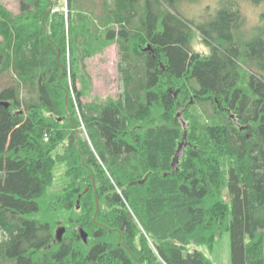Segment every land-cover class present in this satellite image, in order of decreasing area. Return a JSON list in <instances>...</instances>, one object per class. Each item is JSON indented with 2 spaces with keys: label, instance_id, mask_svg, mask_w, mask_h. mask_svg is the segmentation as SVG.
<instances>
[{
  "label": "trees",
  "instance_id": "obj_1",
  "mask_svg": "<svg viewBox=\"0 0 264 264\" xmlns=\"http://www.w3.org/2000/svg\"><path fill=\"white\" fill-rule=\"evenodd\" d=\"M18 1L0 14V264H215L225 233L231 264H264V29L235 3L197 25L182 0H104L101 29L86 0ZM113 43L123 92L83 103Z\"/></svg>",
  "mask_w": 264,
  "mask_h": 264
},
{
  "label": "rangeland",
  "instance_id": "obj_2",
  "mask_svg": "<svg viewBox=\"0 0 264 264\" xmlns=\"http://www.w3.org/2000/svg\"><path fill=\"white\" fill-rule=\"evenodd\" d=\"M109 2L112 3L113 1L109 0ZM226 3H235L240 7L245 20L243 27H245L247 32H250L251 37L258 34L256 32L257 30L264 29V1L255 3L251 0H182L180 3H178V9L183 17L193 21L197 25H200L213 21L214 18L217 17L222 6H224ZM83 4L85 9L81 11H94L96 16L92 15L93 19L97 21V24L101 29H104V25L102 24L103 21L100 18H103L105 14L104 0H94V2L91 0H86L83 2ZM3 9L15 15L16 12H19V1L0 0V14H2ZM192 47L196 52L201 54L206 55L210 52L209 49L203 45L202 36L198 30L195 31L192 40ZM98 49L99 51L91 54L85 61L84 73L90 77L91 89L88 91V95L83 98V103H91L96 101L105 102L110 98L119 96L123 92V83L118 71V63L120 58L118 44L113 43L104 48L98 46ZM70 59L71 56H68V81L70 83V94L73 95V102L76 106L77 101L73 89ZM4 82L5 81L0 80V88L3 87ZM81 88L83 87L78 81L77 89L80 90ZM79 130H82L86 136L87 131L83 123L82 126L80 125ZM75 131L78 133L77 129H75ZM45 137L47 140L48 137ZM86 137H88L89 143L91 144L88 134ZM65 170L66 168L63 164H58L56 166L55 185L54 188L50 190L51 193L55 191L57 185L64 183L63 178ZM61 227L62 226L59 228ZM211 259L215 262V264H231V238L229 233H225L222 239L216 244L211 255Z\"/></svg>",
  "mask_w": 264,
  "mask_h": 264
},
{
  "label": "water",
  "instance_id": "obj_3",
  "mask_svg": "<svg viewBox=\"0 0 264 264\" xmlns=\"http://www.w3.org/2000/svg\"><path fill=\"white\" fill-rule=\"evenodd\" d=\"M145 51H147L149 54H154V50H153L151 45H148L145 48ZM174 97H177V94H174ZM0 105H4L5 107L8 108L10 106V103L9 102H2ZM178 117H181V115L179 114ZM183 126H184V129L186 130L187 129V124L184 123ZM186 146H187V143H186V136H185L184 137V141L180 144V146H179V148L177 150V154H176L175 160H174V162L172 164V166H173V168L175 170L177 169V165L179 163V159L184 157ZM86 191H88V189ZM65 233H66V228L65 227L59 228L56 231V240L61 242L63 237H64V235H65ZM80 235H81L83 241L85 243H87L88 234L83 229L80 230Z\"/></svg>",
  "mask_w": 264,
  "mask_h": 264
},
{
  "label": "built area",
  "instance_id": "obj_4",
  "mask_svg": "<svg viewBox=\"0 0 264 264\" xmlns=\"http://www.w3.org/2000/svg\"><path fill=\"white\" fill-rule=\"evenodd\" d=\"M58 11H59L58 8L53 9V12H58Z\"/></svg>",
  "mask_w": 264,
  "mask_h": 264
},
{
  "label": "bare ground",
  "instance_id": "obj_5",
  "mask_svg": "<svg viewBox=\"0 0 264 264\" xmlns=\"http://www.w3.org/2000/svg\"><path fill=\"white\" fill-rule=\"evenodd\" d=\"M14 78L17 79V76L15 75Z\"/></svg>",
  "mask_w": 264,
  "mask_h": 264
},
{
  "label": "crops",
  "instance_id": "obj_6",
  "mask_svg": "<svg viewBox=\"0 0 264 264\" xmlns=\"http://www.w3.org/2000/svg\"><path fill=\"white\" fill-rule=\"evenodd\" d=\"M18 13H20V11L19 12H16V14H18Z\"/></svg>",
  "mask_w": 264,
  "mask_h": 264
}]
</instances>
